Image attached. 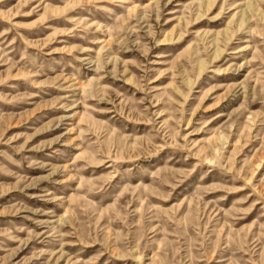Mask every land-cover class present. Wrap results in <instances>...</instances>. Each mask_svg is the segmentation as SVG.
I'll list each match as a JSON object with an SVG mask.
<instances>
[{
  "label": "rangeland",
  "instance_id": "obj_1",
  "mask_svg": "<svg viewBox=\"0 0 264 264\" xmlns=\"http://www.w3.org/2000/svg\"><path fill=\"white\" fill-rule=\"evenodd\" d=\"M0 264H264V0H0Z\"/></svg>",
  "mask_w": 264,
  "mask_h": 264
}]
</instances>
